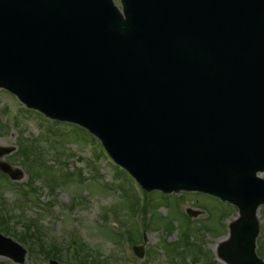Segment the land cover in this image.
<instances>
[{"label": "water", "instance_id": "water-1", "mask_svg": "<svg viewBox=\"0 0 264 264\" xmlns=\"http://www.w3.org/2000/svg\"><path fill=\"white\" fill-rule=\"evenodd\" d=\"M121 2L124 17L112 0H0V87L86 127L146 190L235 204L218 256L263 264L264 0ZM0 254L22 263L25 250L0 234Z\"/></svg>", "mask_w": 264, "mask_h": 264}, {"label": "rangeland", "instance_id": "rangeland-1", "mask_svg": "<svg viewBox=\"0 0 264 264\" xmlns=\"http://www.w3.org/2000/svg\"><path fill=\"white\" fill-rule=\"evenodd\" d=\"M0 112L2 124H5L0 126V148L13 149L0 159L23 173L19 181L0 180V200H3L0 201V210L3 207L7 210L12 227L20 232L29 230L34 233L40 228L42 238L37 237L46 243L52 237V244L57 246L64 245L67 235L73 233L92 261L99 264L124 263L116 240L106 230L118 231V223L125 229L132 226L131 213L116 188L114 175L120 168L107 158L109 164L104 162V158H95L97 150L86 146H91L93 138L85 130L73 125L55 126L46 122L42 115L22 112L14 98L2 90ZM47 126L56 127L64 136L49 139L43 132ZM76 139L83 140L86 145ZM56 160L61 164L56 165ZM258 175L264 178V172ZM93 176L105 185L104 188L93 183ZM30 179L36 190L34 197L49 203L51 208L48 210L41 212L33 207V203L24 202L19 189ZM148 199L143 214L146 230L135 242V245L143 247L144 256L138 259L129 255V264H191L194 258L198 264H225L217 258L213 248L216 249L227 238L228 226L238 216L235 207L196 192L166 196L155 193ZM111 208L117 209L119 216L116 219L113 215L103 218V211ZM188 208L197 215L189 218L185 213ZM256 218L255 252L264 261V205L258 207ZM141 220L142 216L137 215L135 222L139 229ZM185 234L188 248L184 246L181 255L174 254L175 245L183 247L181 243ZM190 248L195 249L192 256L187 255ZM149 250L152 256L148 260L146 252ZM124 253L127 255L126 251ZM42 259V255L35 256L32 251H27L23 264H46L47 261ZM0 264L14 263L0 257Z\"/></svg>", "mask_w": 264, "mask_h": 264}, {"label": "trees", "instance_id": "trees-1", "mask_svg": "<svg viewBox=\"0 0 264 264\" xmlns=\"http://www.w3.org/2000/svg\"><path fill=\"white\" fill-rule=\"evenodd\" d=\"M33 170L36 171L35 169H33ZM1 230H2V232H10V229L8 227L6 228L4 226H3V228H1ZM26 234H27L26 238L30 242V245H29L30 250H33V249L37 250L39 253H41L43 255V257L51 256V257H56V258L60 259L64 255V252L66 249H68V247H75L74 252L76 254V257L78 259L77 262L79 264H99V263H96L90 259V256L88 255L87 251H85V249L81 246L80 242L77 239L73 240L72 243H70V244H67L65 242L64 245L62 244V245L57 246L56 244H52V243H54L53 238L51 239V241H49V243L42 241L41 240L42 235H41V232L39 230H36V233H34L33 231L30 232L29 230H26ZM38 235L41 238L37 237ZM133 235H134V233H133ZM43 239H45V238L43 237ZM34 245H35V247H34ZM188 252L190 254H195L194 248H190L188 250Z\"/></svg>", "mask_w": 264, "mask_h": 264}, {"label": "bare ground", "instance_id": "bare-ground-1", "mask_svg": "<svg viewBox=\"0 0 264 264\" xmlns=\"http://www.w3.org/2000/svg\"><path fill=\"white\" fill-rule=\"evenodd\" d=\"M213 249H214V251H216L215 247Z\"/></svg>", "mask_w": 264, "mask_h": 264}]
</instances>
